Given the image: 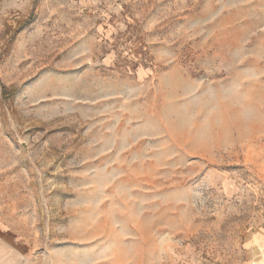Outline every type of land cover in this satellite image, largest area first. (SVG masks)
Segmentation results:
<instances>
[{"label":"rangeland","instance_id":"obj_1","mask_svg":"<svg viewBox=\"0 0 264 264\" xmlns=\"http://www.w3.org/2000/svg\"><path fill=\"white\" fill-rule=\"evenodd\" d=\"M264 232V0H0V264H244Z\"/></svg>","mask_w":264,"mask_h":264},{"label":"crops","instance_id":"obj_2","mask_svg":"<svg viewBox=\"0 0 264 264\" xmlns=\"http://www.w3.org/2000/svg\"><path fill=\"white\" fill-rule=\"evenodd\" d=\"M263 228L253 233L246 242L247 262L244 264H264V232Z\"/></svg>","mask_w":264,"mask_h":264},{"label":"built area","instance_id":"obj_3","mask_svg":"<svg viewBox=\"0 0 264 264\" xmlns=\"http://www.w3.org/2000/svg\"><path fill=\"white\" fill-rule=\"evenodd\" d=\"M18 2H21V1H23V0H17Z\"/></svg>","mask_w":264,"mask_h":264}]
</instances>
